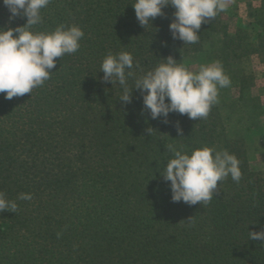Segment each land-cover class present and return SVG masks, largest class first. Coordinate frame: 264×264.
Instances as JSON below:
<instances>
[{"label":"trees","instance_id":"1","mask_svg":"<svg viewBox=\"0 0 264 264\" xmlns=\"http://www.w3.org/2000/svg\"><path fill=\"white\" fill-rule=\"evenodd\" d=\"M133 2L50 0L41 10L33 32L63 24L84 36L31 93L10 100L0 93V192L17 203L15 213H0V264H264V243L247 238L264 230V174L251 169L243 141L227 136L219 106L199 120L179 113L152 120L138 90L123 104L99 71L106 55L121 51L132 54L138 75L169 56L188 69L185 58L217 31L224 60H234L237 38L219 13L201 25L197 43L183 44L168 28L174 8L144 29ZM25 23L9 21L0 3V26ZM169 145L189 154L227 150L241 179L218 182L206 204L172 202L161 175L174 158Z\"/></svg>","mask_w":264,"mask_h":264},{"label":"clouds","instance_id":"2","mask_svg":"<svg viewBox=\"0 0 264 264\" xmlns=\"http://www.w3.org/2000/svg\"><path fill=\"white\" fill-rule=\"evenodd\" d=\"M50 0H0L9 12V21L25 17L23 26H0V93L5 99L31 93L50 78L57 58L78 51L84 32L78 26L61 24L52 32H33L32 28L42 22L41 10ZM175 9L174 19L168 28L172 39L183 44L199 41L202 24L227 8L226 0H134L132 7L139 24L146 29L151 21L164 16V8ZM152 70L138 75L130 52L121 51L106 55L101 64L102 81L117 85L118 100L123 104L132 102L133 90L141 93L143 109L152 120L163 118L167 123L170 113L187 115L189 119L206 118L211 107L218 102L219 90L229 87L230 77L220 61L202 65L198 72L188 70L171 56L160 59ZM131 81V83H130ZM177 133L182 129L177 125ZM174 156L162 175L170 182L172 202L189 205L208 203L217 191L218 182L231 178L239 182V160L227 150L217 151L210 147L196 148L187 153L169 145ZM17 199L31 200L32 194L20 193ZM17 203L0 192V213H15ZM59 235V233H58ZM248 239L264 243V230L248 231Z\"/></svg>","mask_w":264,"mask_h":264},{"label":"rangeland","instance_id":"3","mask_svg":"<svg viewBox=\"0 0 264 264\" xmlns=\"http://www.w3.org/2000/svg\"><path fill=\"white\" fill-rule=\"evenodd\" d=\"M226 2L221 15L228 34L237 38L233 46L237 58L224 60L227 51L220 52L224 36L217 31L204 41L201 51L186 57L185 63L190 71L198 72L202 65L221 62L231 80L229 87L219 90L216 103L227 136L243 141L251 169L264 174V0ZM249 43L255 46L250 53Z\"/></svg>","mask_w":264,"mask_h":264}]
</instances>
